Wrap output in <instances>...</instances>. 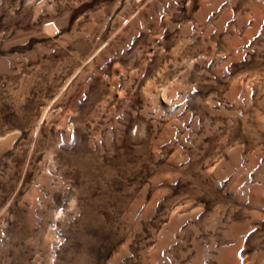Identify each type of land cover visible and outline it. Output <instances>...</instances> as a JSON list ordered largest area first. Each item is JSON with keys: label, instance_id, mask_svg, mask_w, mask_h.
Returning <instances> with one entry per match:
<instances>
[{"label": "rangeland", "instance_id": "374dc122", "mask_svg": "<svg viewBox=\"0 0 264 264\" xmlns=\"http://www.w3.org/2000/svg\"><path fill=\"white\" fill-rule=\"evenodd\" d=\"M0 264H264V0H0Z\"/></svg>", "mask_w": 264, "mask_h": 264}]
</instances>
